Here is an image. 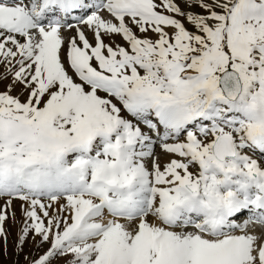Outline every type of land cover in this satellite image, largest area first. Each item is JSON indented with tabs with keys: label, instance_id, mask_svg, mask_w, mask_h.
Wrapping results in <instances>:
<instances>
[{
	"label": "snow or ice",
	"instance_id": "1",
	"mask_svg": "<svg viewBox=\"0 0 264 264\" xmlns=\"http://www.w3.org/2000/svg\"><path fill=\"white\" fill-rule=\"evenodd\" d=\"M0 85L26 264H264V0H0Z\"/></svg>",
	"mask_w": 264,
	"mask_h": 264
},
{
	"label": "rangeland",
	"instance_id": "2",
	"mask_svg": "<svg viewBox=\"0 0 264 264\" xmlns=\"http://www.w3.org/2000/svg\"><path fill=\"white\" fill-rule=\"evenodd\" d=\"M117 39H119L117 37ZM107 42V41H106ZM3 85H0L2 88ZM157 151L159 149L157 148ZM14 209L16 211V218L17 221L20 219V211H19V202H14ZM5 228L8 232L7 241L0 239V264H26L24 257L32 251V242L31 240L24 246L23 253L17 255L18 249L15 247L16 245V237L18 235L17 229L18 224H14L11 219H9L6 224Z\"/></svg>",
	"mask_w": 264,
	"mask_h": 264
}]
</instances>
